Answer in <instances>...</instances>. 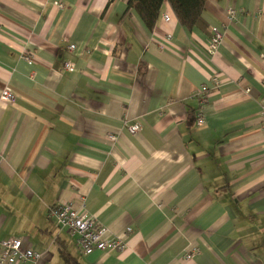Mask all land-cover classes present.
Masks as SVG:
<instances>
[{
    "label": "crops",
    "instance_id": "1",
    "mask_svg": "<svg viewBox=\"0 0 264 264\" xmlns=\"http://www.w3.org/2000/svg\"><path fill=\"white\" fill-rule=\"evenodd\" d=\"M202 15L165 3L150 31L127 0H0V240L41 252L28 264H264V0ZM64 203L123 249L82 253L48 217Z\"/></svg>",
    "mask_w": 264,
    "mask_h": 264
},
{
    "label": "built area",
    "instance_id": "2",
    "mask_svg": "<svg viewBox=\"0 0 264 264\" xmlns=\"http://www.w3.org/2000/svg\"><path fill=\"white\" fill-rule=\"evenodd\" d=\"M228 13L230 17L236 15L235 8H229ZM163 19L168 21L169 14H164ZM222 41V32L217 26L210 27V40L208 52L212 53ZM69 48L73 49L74 44H70ZM27 61H32L34 55L32 51H28L23 55ZM262 62V76L261 82L264 88V53L260 54ZM67 70H72L73 65L70 62L64 64ZM214 87L218 85L216 75L211 78ZM209 89L206 85H202L195 93L198 99L199 108L196 113V123L202 124L204 122L203 106L207 100ZM1 98L3 100H13L15 95L8 86L2 90ZM260 112L262 125L264 130V92L260 99ZM130 130L136 132L137 125H131ZM48 217L52 219L59 227L67 228L76 237V244L84 254L92 253L95 250H122L124 247V239L121 237L108 238L105 236L106 228L99 224L96 218L86 211H80L74 208L71 203L57 204L51 207L48 211ZM41 257V252L29 246H23L22 240L19 237H8L0 240V264H28L31 261H37Z\"/></svg>",
    "mask_w": 264,
    "mask_h": 264
},
{
    "label": "trees",
    "instance_id": "3",
    "mask_svg": "<svg viewBox=\"0 0 264 264\" xmlns=\"http://www.w3.org/2000/svg\"><path fill=\"white\" fill-rule=\"evenodd\" d=\"M206 0H127L128 9H133L145 27L152 31L168 3L180 25L191 29L193 27L207 28L203 18L204 3ZM210 35V27L208 28ZM71 264H76L69 256L64 255Z\"/></svg>",
    "mask_w": 264,
    "mask_h": 264
}]
</instances>
